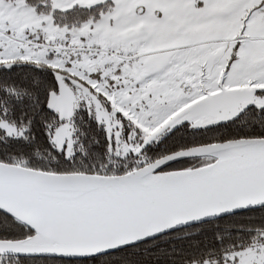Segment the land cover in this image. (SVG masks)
I'll use <instances>...</instances> for the list:
<instances>
[{"label":"snow or ice","instance_id":"1","mask_svg":"<svg viewBox=\"0 0 264 264\" xmlns=\"http://www.w3.org/2000/svg\"><path fill=\"white\" fill-rule=\"evenodd\" d=\"M0 264H264V0H0Z\"/></svg>","mask_w":264,"mask_h":264}]
</instances>
